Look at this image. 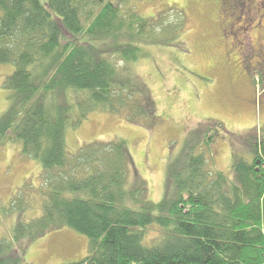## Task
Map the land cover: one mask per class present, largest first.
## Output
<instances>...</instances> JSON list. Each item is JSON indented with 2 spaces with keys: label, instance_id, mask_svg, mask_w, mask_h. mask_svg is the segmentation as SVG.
Here are the masks:
<instances>
[{
  "label": "trees",
  "instance_id": "16d2710c",
  "mask_svg": "<svg viewBox=\"0 0 264 264\" xmlns=\"http://www.w3.org/2000/svg\"><path fill=\"white\" fill-rule=\"evenodd\" d=\"M126 1L0 0V64L13 66L0 81L8 102L0 148L19 142L20 154L41 165L40 215L18 219L12 241L0 239V264H23L21 238L62 226L89 240L90 254L69 264H264V138L256 129L240 136L248 154H232L231 175L206 158L217 134L230 137L222 123L190 131L169 182L183 174L158 202L128 181L133 161L122 138L67 147V129L91 112L149 128L160 121L132 67L147 46L183 32V21L144 17L122 9ZM9 204L27 207L15 198ZM150 230L156 237L148 244Z\"/></svg>",
  "mask_w": 264,
  "mask_h": 264
},
{
  "label": "rangeland",
  "instance_id": "374dc122",
  "mask_svg": "<svg viewBox=\"0 0 264 264\" xmlns=\"http://www.w3.org/2000/svg\"><path fill=\"white\" fill-rule=\"evenodd\" d=\"M217 1L128 0L122 4V9L134 7L144 17L163 18L164 24L175 22L179 15L183 21V32L168 44L147 46L148 53L132 67L134 76L149 89L160 121L149 128L132 124L122 115L91 112L79 126L66 131L70 151L96 139L125 140L133 161L128 181L140 185L153 202L160 201L166 189H173L174 179L183 174L182 170L180 175L173 172L169 182L171 169L177 171L184 161L182 152L190 131L208 122L222 123L230 137L217 134L206 148V158L212 167L229 175L232 154H248L240 136L256 129L264 138V75L259 71L247 74L240 65L230 66L231 70L227 67L216 30ZM165 35L170 33L166 30ZM12 69L11 64H0V81ZM6 95L7 90L0 87V113L8 105ZM20 150L19 142L0 148V239L6 242L13 240L18 219L28 221L41 212L37 200L41 165L23 157ZM12 198L17 205L27 203V207L21 212L18 207L11 208ZM155 237V230H150L145 243H152ZM21 239L18 242L25 244L23 264H69L90 254L87 236L67 226L28 243Z\"/></svg>",
  "mask_w": 264,
  "mask_h": 264
},
{
  "label": "flooded vegetation",
  "instance_id": "af4514ba",
  "mask_svg": "<svg viewBox=\"0 0 264 264\" xmlns=\"http://www.w3.org/2000/svg\"><path fill=\"white\" fill-rule=\"evenodd\" d=\"M215 14L227 67L264 75V0H218Z\"/></svg>",
  "mask_w": 264,
  "mask_h": 264
}]
</instances>
